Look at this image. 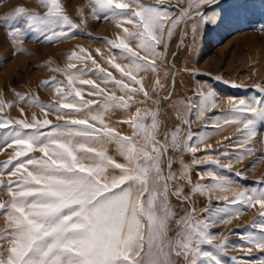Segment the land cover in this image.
<instances>
[{
	"label": "snow or ice",
	"instance_id": "6c2138e0",
	"mask_svg": "<svg viewBox=\"0 0 264 264\" xmlns=\"http://www.w3.org/2000/svg\"><path fill=\"white\" fill-rule=\"evenodd\" d=\"M90 3L97 20L103 13L104 19L118 21L116 26L121 31L115 39L106 40L109 49L118 54L104 62L120 79L101 67L87 49L78 47L67 55L65 68L51 69L63 73L65 80L52 77L39 84L43 89L52 88L51 102L42 103L38 94L32 97L18 92H14L11 102L0 100V151L5 147L15 149L7 160L0 162V191L6 189L8 194V199L0 202V215H4L6 222L5 229L0 231V243L8 244L7 255L0 253V264H170V254L183 257L186 264H201V258L203 264H222L216 253L222 252L228 241L225 238L220 245H213L216 234L208 229L226 222L233 214L239 216L249 207H258L257 218L247 226L257 231L246 230L241 238L250 246L249 253L251 246L264 251V177L257 182L261 184L259 188L235 192L231 198L218 195L217 199H223L225 205L215 212L205 209L211 213L206 219L195 220V208H191L177 221L180 231L176 238L169 240L168 223L174 216L170 196L184 203L197 194L211 196L213 192L231 191L230 179L213 171L200 174V180L205 175L209 177V184H193L188 165L182 166L179 175L172 171L173 159L167 157L168 151L190 152L195 163L197 145L203 144L205 151L211 150L206 133L189 131L181 140L178 125L164 133L161 142L157 137L158 107H137L134 113L118 121L132 129L131 136L122 134L104 119L111 111L127 112L137 103L152 100V93H159L164 87L159 69L167 62L169 42L176 27L182 20L193 17L202 24L221 23L225 18L221 0H186L187 6L170 21L172 9L144 5L138 0H90ZM204 5L208 8L204 9ZM39 6L45 9L43 15L17 6L3 17L5 22L26 23L25 29L9 27L7 35L11 43L22 41L29 32H40L44 41L51 44L72 38L80 30L65 13L60 0H39ZM234 6L247 7L242 0ZM261 6L264 7V0ZM208 11L213 12L211 17L207 16ZM81 22L86 23V19ZM131 41L136 42L135 49ZM180 44L183 45V39ZM119 59L128 63L121 65ZM89 62L94 65L92 69L86 67ZM180 71L201 75L187 67ZM141 72L155 77L150 91L145 77L139 76ZM85 73L101 77L104 86L83 78ZM77 85L86 86L87 90ZM108 85L114 90H109ZM256 89L258 98L251 101L241 99L237 103L230 99L229 112L238 116L234 121L224 120V125L243 124L246 140L254 137L257 121H264V81ZM116 91L121 95L117 96ZM85 95L93 98L85 99ZM137 95H142L144 100L137 101ZM215 95L211 90L201 91L198 105L189 102V114L195 109L197 116L203 117L205 112L218 107ZM161 99L157 95L153 102L158 105ZM16 103L39 108L43 118L35 113L31 120L4 117V110H10ZM19 111L23 116L24 109ZM49 113L55 115L57 123L48 119ZM239 116L251 118L241 120ZM221 118H207L205 126L211 123L221 130L224 126ZM182 123L190 126V120ZM110 143L117 146L125 163L116 162L107 154L105 145ZM252 151L251 147L242 146L236 159H243ZM34 152L40 155H31ZM222 156L230 158L227 149ZM165 158L167 173L162 167ZM205 163L220 165V160L208 158ZM231 166L229 163L222 167ZM110 168L119 170V174H109ZM242 171L234 175L240 177ZM4 176L9 178L5 180ZM179 181L190 187L188 195ZM145 244L148 251L142 256ZM204 245L210 246V250ZM260 264H264V257L260 258Z\"/></svg>",
	"mask_w": 264,
	"mask_h": 264
},
{
	"label": "rangeland",
	"instance_id": "374dc122",
	"mask_svg": "<svg viewBox=\"0 0 264 264\" xmlns=\"http://www.w3.org/2000/svg\"><path fill=\"white\" fill-rule=\"evenodd\" d=\"M144 5H160L162 8L172 9L168 18L175 19L180 13L179 10L186 7V0H138ZM241 0H221V7L224 11V20L219 24H202L198 18L193 17L186 21L182 20L176 27L174 34L169 42L167 62L159 69V79L163 88L159 93H152V100L146 103H137L127 112L115 110L107 113L104 119L111 123L119 132L131 136L132 129L127 124L118 121L126 118L130 113H134L136 108H159L160 130L157 133L158 139L164 141V133L174 130L178 125L181 128V140H183L190 131L194 134L198 132L206 133V143L211 145V150L205 151L204 145H197L198 151L195 153L196 162L193 163V154L190 152H174L171 149L167 157L173 159L172 171L180 174L183 165L190 167L189 176L193 184L201 182L211 183L207 175L200 180L201 173L213 171L218 176L228 177L230 179L231 191L221 193L213 192L211 196H193L190 200L181 203L175 197H169V204L174 212L173 218L168 223L167 238L174 240L176 234L180 231L177 221L185 215L191 208H195V220L206 219L210 216L211 209L215 212L218 208L225 205L223 199L218 200V195H227L229 198L235 192L250 191L261 186L258 181L264 177V121H257L255 125V135L252 139L246 140L243 133V124L230 123L224 125V120H236L238 114L229 112L231 105L229 100L239 102L241 99L251 101L258 98L256 85L264 81V7L262 0H242L247 5L246 8L238 9L234 5ZM60 3L69 16V18L80 26V30L72 37L47 43L40 32H29L23 40H17L16 44L10 42L7 35L10 26H18L20 29L26 28L23 21L5 22L3 17L11 14L17 6H23L31 12L44 14L45 9L39 6V0H0V100L5 103L14 100V92L35 97L38 94L42 103L51 102L52 88L43 89L39 87L42 80L55 77L56 80H65L63 73L52 71L51 69H63L66 67V57L78 47H83L96 59L97 63L107 71L120 79L119 74L107 65L104 61L115 53L106 45V40L115 39L121 31L117 28L116 19H104L103 13L97 20L93 13V5L90 0H60ZM204 9L208 5L203 6ZM219 11V9H217ZM212 11L207 12L211 17ZM86 19V23L81 21ZM195 26V32L193 28ZM54 27V26H53ZM130 31H134L128 26ZM183 39V45L180 44ZM131 46L135 49L136 42L131 41ZM17 48L22 50H16ZM99 50V54L97 52ZM161 50L162 46H161ZM121 65L128 61L119 59ZM159 64L160 62L157 61ZM174 65V67L172 66ZM87 69H92L94 65L90 62ZM198 70L201 75L193 76L188 72L180 71L183 68ZM139 76L145 77V85L151 90V85L155 77L151 74L139 73ZM85 79H93L97 84H101V77L94 73L83 74ZM66 82V81H65ZM236 85V87H233ZM78 87L84 88L86 86ZM109 90H114L112 85H108ZM68 91L67 88L64 89ZM213 91L215 102L218 105L204 113L203 117H198L195 109L189 114V102L199 104L198 94L203 91ZM116 95L121 93L116 91ZM157 95L162 97L159 104H155ZM85 99H92L85 95ZM195 98V99H194ZM137 101H143L142 95L135 97ZM24 109L22 116L19 109ZM35 113L37 117L43 118L40 109L25 103H16L10 110L5 109L3 116L10 119L31 120ZM222 117L221 130H216L211 123L205 126V119ZM243 120L245 116H239ZM48 119L57 123L55 115L49 113ZM182 120H190L189 124L182 123ZM239 140L242 143H237ZM242 146H248L253 151L245 155L243 159H236L238 150ZM107 154L116 162L125 163L123 156L118 152L115 144L105 145ZM218 149V150H217ZM228 150L229 157L225 158L222 153ZM14 148H4L0 151V162L8 159L14 151ZM31 155L39 156V152ZM220 160V165L205 163L206 159ZM231 163L230 169L222 166ZM167 173V163L162 164ZM238 170H243L241 176L234 174ZM109 174H119V170L109 169ZM5 180L9 177L4 176ZM15 179L14 177H12ZM184 186V193L188 195L190 187L184 181H179ZM8 199L6 189L0 191V202ZM258 216V207H249L237 216L233 214L226 222L216 223L208 229L210 233L216 234V239L212 241L213 245H220L225 238L228 246L222 252L216 253L222 264H260V258L264 257V251L258 250L255 246L250 247L242 238V234L250 229L247 226ZM6 227L4 215H0V231ZM7 243H0V253L7 255ZM210 250V246H202ZM148 251L147 244L144 245L143 256ZM169 251V249H165ZM153 254L157 249L153 247ZM232 257L240 259L233 261ZM170 264H186L183 257H177L175 254L169 256ZM203 264V258H201Z\"/></svg>",
	"mask_w": 264,
	"mask_h": 264
}]
</instances>
